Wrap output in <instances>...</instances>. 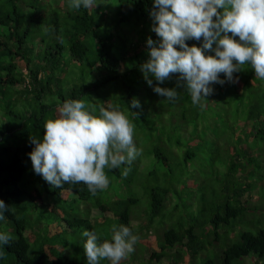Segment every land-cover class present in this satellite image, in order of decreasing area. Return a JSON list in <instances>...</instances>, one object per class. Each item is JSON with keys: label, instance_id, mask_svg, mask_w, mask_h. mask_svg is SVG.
<instances>
[{"label": "trees", "instance_id": "16d2710c", "mask_svg": "<svg viewBox=\"0 0 264 264\" xmlns=\"http://www.w3.org/2000/svg\"><path fill=\"white\" fill-rule=\"evenodd\" d=\"M70 2L0 0V200L8 206L0 233L10 238L0 246V264H88L80 253L83 231L106 229L101 238L110 239L113 224L139 236L121 264H264V227L250 220L255 202L264 206V80L250 65L232 80L221 73L224 83L210 84L211 94L194 105L180 74L163 83L148 76L149 86L141 71L147 39L158 40L151 31L154 0H95L93 9L79 10ZM185 43L202 47L203 40ZM157 86L178 95L168 100L154 92ZM69 99L97 114L101 104L118 106L135 131L154 139L163 137L166 110L180 113L188 128L166 134L169 148L154 144L141 177L150 198L145 217L131 211L140 200L122 187L121 199L108 202V189L92 195L84 183L56 188L34 173L31 140L42 139L44 120ZM133 99L139 108L130 107ZM173 146L185 148L181 169ZM194 159L202 162L196 171L209 169L204 179L192 170ZM124 168L128 190L137 166L107 168L106 175L121 178ZM132 216L140 223L132 225Z\"/></svg>", "mask_w": 264, "mask_h": 264}, {"label": "clouds", "instance_id": "9594fccd", "mask_svg": "<svg viewBox=\"0 0 264 264\" xmlns=\"http://www.w3.org/2000/svg\"><path fill=\"white\" fill-rule=\"evenodd\" d=\"M96 5L95 0H71L69 7L93 9ZM153 8L151 31L158 40L147 39L149 59L141 65L149 86L148 76L163 83L178 73L196 105L211 94L210 84L224 83L219 79L221 73L232 80L234 72L250 65L255 76L264 80V0H154ZM191 39H202V47L188 46L185 42ZM205 51L214 55H205ZM153 90L168 100L178 95L174 88ZM130 107L139 108V102L133 99ZM43 132L42 139L32 138L29 157L34 173L56 188L63 183H84L95 195L110 183L105 168L130 165L142 154L134 143V125L112 104L107 108L101 104L97 114L83 100H65L56 117L44 120ZM128 171L124 168L122 176ZM7 210L0 200V220ZM110 231V239H102L96 231H83L88 264L105 260L121 264L134 251L139 236L128 226L113 224ZM9 239L0 233V246Z\"/></svg>", "mask_w": 264, "mask_h": 264}, {"label": "rangeland", "instance_id": "374dc122", "mask_svg": "<svg viewBox=\"0 0 264 264\" xmlns=\"http://www.w3.org/2000/svg\"><path fill=\"white\" fill-rule=\"evenodd\" d=\"M125 28H128V27H125ZM128 29H130V28H128ZM132 36L134 38L133 34H132ZM109 87H110V91H112L114 95L119 93V91H117L118 88H117V86L115 84L111 85ZM163 116H164V126L162 127V131H163L162 135H163V137H160L162 139H154L153 137L149 138V137H147V135L143 136L139 131H135L134 130V136H133L134 143L136 144L138 149H142V154L139 157H137L136 160L133 161L130 164L131 168L134 167V166H137V169H136V172L133 174L132 182H131V184L129 186V189L127 190L126 187H125V182L128 179L127 176L126 177L122 176L121 178H116V177L112 178L110 180L111 181L110 182V187L105 189V191L108 189L110 196H112L111 198H109L110 196L108 197L109 199L106 200L108 202H114V201H117V200L121 199L122 195L117 194V192L120 190L121 187L124 188V191H125L126 195H128L130 193V191H131V194H133L134 196H136L140 200V207L139 208H134L132 206L131 207V211L134 212L136 215H139V216H142V217H145L148 214V207H149V201H150L149 196L147 195V193L145 192V190H144V188L142 187V184H141V181H142L141 177L146 173L147 164L153 162L151 160V157H153V156H150L149 154H151L152 148L155 147L154 144L163 145V146L169 148V145H168L167 140L165 138L166 134H168V132L171 131V130H176L175 128H177V130L183 129V126H184L183 121L180 119V113L177 112V110L168 109V110H166V115H163ZM172 116H174L173 119H171ZM172 123H174V124L172 125ZM184 127L188 128L187 126H184ZM156 128H157V126H156ZM183 130H185V129H183ZM172 136H173V133H172ZM184 143H185V141H184ZM198 146H200V145H198ZM173 151L176 152L175 154L178 155V159H179L178 162H180V163L176 164V167L178 169H181V164H184V161H182V158H183V155H184L183 151H185V148L184 147L183 148H179L177 146H173ZM199 159H201V158H198V160ZM194 160L191 161L192 162L191 163L192 170L195 169V174L200 179H204V177L207 176V174L209 172V169H208L207 172H204L201 169L196 171L197 168L199 167V165L202 164V162L198 165L196 160H195L196 164L194 163ZM188 163H190V160L188 161ZM184 167H185V165L182 168H184ZM149 168H150L149 170H152L151 167H149ZM123 170H121V172H123ZM106 171H107V168H105V173H106ZM177 173L178 172H176V174ZM127 175H129V172H128ZM221 179H222V176H218L217 177V180L220 181ZM122 193H123V190H121L120 194H122ZM106 196H107V193H106ZM173 199L171 198V202H169V204L167 205L166 209L169 210L173 206L175 198L173 197ZM255 204L256 205L252 207L253 211H251V214H250V220L252 221L251 225L252 226H258V227H260V226L264 227V206L261 205L260 202L259 203L255 202ZM97 212H98V209H94L93 210V215L97 214ZM102 217H104V216H102ZM133 217L134 216H132V218H131V224L132 225L139 224L140 220H138V218L136 216L134 218ZM160 217H158L157 219H160ZM106 218L107 219H112V216L107 214ZM104 219L105 218H103L102 221ZM168 221H169L168 219H165L161 223H162L163 226H166V223ZM154 222L158 223L157 220H154ZM241 230H249V229L247 227H242ZM98 233L100 235H106L107 234V230L106 229H99ZM150 234H152V232ZM144 242H150V241H144ZM80 253L84 257V260L87 261V258H86L85 254H84V251H83V253L82 252H80ZM262 261L264 262V259ZM101 264H108V261H106V260L105 261H101Z\"/></svg>", "mask_w": 264, "mask_h": 264}]
</instances>
